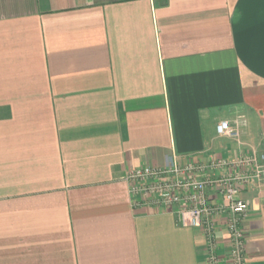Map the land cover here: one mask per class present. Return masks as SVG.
I'll return each mask as SVG.
<instances>
[{
  "label": "crops",
  "instance_id": "crops-1",
  "mask_svg": "<svg viewBox=\"0 0 264 264\" xmlns=\"http://www.w3.org/2000/svg\"><path fill=\"white\" fill-rule=\"evenodd\" d=\"M254 152L264 0H0V264H208L203 229L134 206L127 172ZM242 196L264 264V179Z\"/></svg>",
  "mask_w": 264,
  "mask_h": 264
},
{
  "label": "built area",
  "instance_id": "built-area-1",
  "mask_svg": "<svg viewBox=\"0 0 264 264\" xmlns=\"http://www.w3.org/2000/svg\"><path fill=\"white\" fill-rule=\"evenodd\" d=\"M246 124L244 116L235 121L222 119L219 134L239 138ZM220 171L219 175L208 174ZM264 179V153L256 152L236 159H215L208 163L180 164L176 160L164 166L132 167L127 172L134 206L156 205L175 212L183 226L201 227L207 244L208 264H248L246 256V220L250 203L242 196L248 186ZM210 189L216 197L212 200ZM226 217L231 248L218 250L220 217Z\"/></svg>",
  "mask_w": 264,
  "mask_h": 264
}]
</instances>
